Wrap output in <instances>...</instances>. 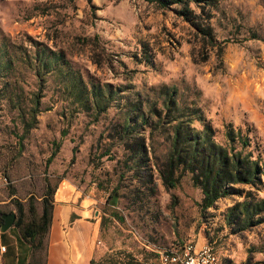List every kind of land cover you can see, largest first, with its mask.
Here are the masks:
<instances>
[{
    "label": "rangeland",
    "instance_id": "obj_1",
    "mask_svg": "<svg viewBox=\"0 0 264 264\" xmlns=\"http://www.w3.org/2000/svg\"><path fill=\"white\" fill-rule=\"evenodd\" d=\"M195 21L210 24L212 38L176 5L0 0V212L18 214L20 200L29 219L31 197L39 214L48 185L54 200L92 223V257L100 264H161L156 249L187 241L211 243L221 264H264V222L233 233L225 221L227 207L243 196L202 209L189 172L175 171V187L162 180L169 131L153 126L152 109L164 108V87L200 109L216 142L226 144L228 123L240 128L249 141L244 152L264 163V0H218ZM53 52L63 55L58 68ZM72 79L109 92L107 109L81 106L67 90ZM124 123L133 127L130 137ZM141 138L142 162L125 147V139ZM262 181L253 188L260 196L264 174Z\"/></svg>",
    "mask_w": 264,
    "mask_h": 264
},
{
    "label": "trees",
    "instance_id": "obj_2",
    "mask_svg": "<svg viewBox=\"0 0 264 264\" xmlns=\"http://www.w3.org/2000/svg\"><path fill=\"white\" fill-rule=\"evenodd\" d=\"M149 4H154L159 8L177 6V13L185 20L197 26L202 33L212 38V28L210 24L197 23L195 19L201 17L204 12L213 8L218 0H144ZM198 9L195 12L193 6ZM213 42V39H210ZM57 64L64 62L63 55L60 52H53ZM51 62H45L49 66ZM73 78V77H72ZM41 79V78H40ZM70 95L83 107L92 106L99 114L107 109L111 99V94L104 93L99 87L87 88L80 79L73 80L67 85ZM163 109L154 107L152 113L157 118L153 126L167 127L169 131V154L165 169L161 170L163 183L168 187H175L178 182V175L175 171L189 172L194 186L200 188L202 192V209L209 208L220 198L239 194L243 199L236 201L228 206L225 212V221L230 231L235 233L245 230L249 227L264 222V196L258 195L256 191L263 184L262 175L264 166L258 157H253L251 152H244V148L249 145L247 136L242 134L240 128H235L231 123L225 127L226 144H220L214 139V129L205 122L200 109L195 106L180 104L175 99V91L164 87ZM37 104V103H36ZM134 110H137L134 109ZM34 116V115H33ZM143 123L150 122L149 116L141 114ZM128 120H130L128 118ZM193 120L200 121L202 128L198 129L192 125ZM151 126V125H149ZM156 127V128H157ZM133 133V127L129 123H124L123 134L130 137ZM137 135L133 140L138 138ZM140 138V137H139ZM238 143V146L237 144ZM125 147L128 148L137 159L143 160L146 156V147L144 139L141 142H129L125 139ZM73 147L72 160L76 151ZM56 155V150L52 151L46 159V165ZM249 185V189H240L236 185ZM55 189L46 186V192L43 193L40 203L41 212L38 214L37 208L31 197L28 201V211L30 218H25V204L20 200H15L14 204L18 214L14 225L19 228L22 237L31 245L34 260L35 252L41 248H46L47 233L51 224ZM116 191H114L115 194ZM116 197L112 196V203L116 202ZM0 212V223L2 221ZM73 217V216H72ZM184 243V242H183ZM183 243H177L173 247H179ZM208 243V242H206ZM210 244L213 248L214 246ZM264 249V244L262 246ZM216 251V249L214 248ZM251 250V249H249ZM217 252V251H216ZM156 259L158 253L154 251ZM218 254V252H217ZM219 257V255H218ZM220 260V258H219ZM34 261L32 264H35ZM159 263H161L159 261ZM89 264H100L93 257ZM155 264V263H151ZM162 264V263H161ZM221 264V261H220Z\"/></svg>",
    "mask_w": 264,
    "mask_h": 264
},
{
    "label": "crops",
    "instance_id": "obj_3",
    "mask_svg": "<svg viewBox=\"0 0 264 264\" xmlns=\"http://www.w3.org/2000/svg\"><path fill=\"white\" fill-rule=\"evenodd\" d=\"M59 190V189H58ZM58 192V191H57ZM63 196L73 198L69 187L63 188ZM73 216V217H72ZM46 248L39 256L30 243L12 224L0 230V264H89L92 258V223L85 214L74 210L70 203L55 199L51 224L47 233Z\"/></svg>",
    "mask_w": 264,
    "mask_h": 264
},
{
    "label": "built area",
    "instance_id": "obj_4",
    "mask_svg": "<svg viewBox=\"0 0 264 264\" xmlns=\"http://www.w3.org/2000/svg\"><path fill=\"white\" fill-rule=\"evenodd\" d=\"M155 251L162 264H220L217 252L208 243L187 241L177 248Z\"/></svg>",
    "mask_w": 264,
    "mask_h": 264
},
{
    "label": "water",
    "instance_id": "obj_5",
    "mask_svg": "<svg viewBox=\"0 0 264 264\" xmlns=\"http://www.w3.org/2000/svg\"><path fill=\"white\" fill-rule=\"evenodd\" d=\"M1 218H2V221L0 223V230L1 231H5L6 229H8L14 223V221L16 219V214L13 211H11V212H2L1 213Z\"/></svg>",
    "mask_w": 264,
    "mask_h": 264
}]
</instances>
